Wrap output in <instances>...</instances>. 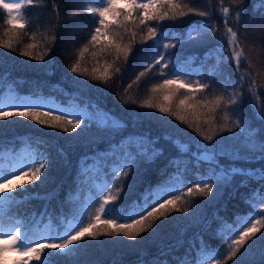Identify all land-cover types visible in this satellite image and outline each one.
I'll use <instances>...</instances> for the list:
<instances>
[{
  "label": "trees",
  "instance_id": "16d2710c",
  "mask_svg": "<svg viewBox=\"0 0 264 264\" xmlns=\"http://www.w3.org/2000/svg\"><path fill=\"white\" fill-rule=\"evenodd\" d=\"M184 2L202 9L209 8L208 0ZM256 2L257 0H246V11L239 26L234 22L231 24L234 30H238L241 45L251 62L254 76L257 72L264 71V8L257 10ZM53 3L59 7L58 27L54 26L56 13L52 10ZM223 3L224 6H230V0H223ZM85 6L84 0H40L39 7L28 10L29 35L35 32L37 40L41 39V33L51 35L55 32L57 35L50 59L39 62L0 49V99L8 89H13L31 98L51 99L64 106L72 104L92 113L98 109L110 112L126 124V127L118 131H108L93 123L90 128L76 136L74 133L42 127L24 118L13 117L10 122L0 121V152L20 148L28 150L30 146L37 152L48 154L51 160L45 170L47 177H42L44 182L36 181L35 187L31 184L25 185L27 193H20V189H17L16 202L5 217L6 220L13 219L27 224L33 234L35 228L46 219L60 228L72 220L76 212L91 211L90 204L97 207L98 204L93 202L98 200L105 185L113 188L114 173L119 174L116 169L129 172L128 177L122 178L115 186L122 189L120 199L116 203L129 212L143 202L150 189L178 179L180 183L177 187L184 191L200 176H206L211 171L208 164L196 159L197 141L200 138L195 132L155 109L137 106L154 95L151 88L161 80L158 76L159 66L146 72L139 81H136V77L148 64L153 63L154 57L164 51V43H174L178 38L182 40V34L186 33L189 27H195L202 22L215 25L219 40L213 38L206 43H183L175 49H169L170 55L167 58L172 62L179 60L178 68L194 73L200 70L203 64V77L193 74L185 78L193 81L201 79L207 83V75L216 66L217 60L213 57L204 63V54L210 48L219 47L223 49L220 65L226 67L231 81L236 80L234 67L227 63L229 46L222 36L224 24L218 11L220 5L217 0H211L212 15L208 18L190 16L183 21H166V25L173 26L165 27L164 35L160 36V47L152 46L153 42L150 40L145 43L141 35L146 33V29H137L133 52L126 63L123 60L119 62L121 72L115 74L107 85L76 76L70 72V65L77 58L78 49L87 43L95 27L93 19L82 12ZM234 11L233 9V21ZM4 19L0 13V38H3ZM127 39L125 37V42ZM30 42L28 36H23L21 44L17 47L22 49ZM141 49L147 51L142 53ZM40 51H43V48ZM104 59L111 62L112 58ZM103 62L104 60H101V63ZM94 65V58L87 53L82 66L90 70ZM245 66L242 63L241 71ZM224 81L223 74L217 76L208 95L221 93ZM231 81L229 91H232ZM130 84L132 86L129 88ZM182 97L183 93L179 94L176 103ZM248 99L245 88V102L240 107L243 113L251 118L253 113ZM132 100H135L136 104H133ZM153 102H162L161 96L155 94ZM259 123L252 120L253 126ZM169 136L180 143H187L189 151L179 152L171 140L166 138ZM224 136L227 137L226 145L237 143L232 139L233 133H225ZM142 137L154 141V147L161 149L162 155L151 163L138 158L135 168L122 169L125 153L135 154L139 150L138 142ZM60 149L63 150L62 153ZM2 159L3 157H0V161ZM220 163H236L245 169L264 168L262 160L245 162L222 158ZM241 181H245L247 186L242 187ZM260 187L261 182L258 179L236 175L220 193L214 189L208 197L191 198L193 207L189 212L173 211L166 219L158 220L159 227L154 226V231L142 234L138 241H128L122 236L100 237L98 241L89 240L68 258L67 264H138L139 261H143V264H195L193 257L201 260L202 264L197 246L206 242L215 248L221 243H226L225 237L230 233H223L224 225L231 224L238 215L251 211L250 205L245 203V198ZM261 192L264 193V189H261ZM116 215L119 216V213ZM16 257L14 254L7 255L10 260ZM245 260L247 264H264L259 243Z\"/></svg>",
  "mask_w": 264,
  "mask_h": 264
},
{
  "label": "snow or ice",
  "instance_id": "6c2138e0",
  "mask_svg": "<svg viewBox=\"0 0 264 264\" xmlns=\"http://www.w3.org/2000/svg\"><path fill=\"white\" fill-rule=\"evenodd\" d=\"M84 2L86 6L82 12L93 19L95 27L87 43L78 49L77 58L70 65V72L105 85L115 74L121 72L119 62L128 61L136 43L137 29H146V33L141 35L145 43L150 40L153 42L152 46L160 47L159 40L160 36L164 35L165 27L173 26L166 25V21L178 22L190 16L208 18L212 15L211 0H208L209 8L203 9L185 3L184 0H84ZM217 3L220 5L218 11L224 24L222 36L229 46L227 63L236 71L235 81H231L226 67L220 65L222 48L213 47L204 54V63L213 57L217 60L216 66L207 75L209 81L207 83L202 82L201 79L193 81L185 78L193 74L203 77V64L201 69L194 73L178 68L179 60L172 62L167 58L170 55L169 49H175L183 43H206L213 38L219 40L217 27L207 22L189 27L187 32L182 34V40L178 38L174 43H164L162 45L164 51L154 57L153 63L148 64L147 68L136 77V81H139L146 72L159 66L158 76L161 80L151 88L154 95L137 106L155 109L195 132L200 138L197 141L196 159L208 164L211 171L206 176H200L184 191L177 187L180 183L178 179L158 185L157 188L150 189L143 202L129 212L116 203L120 199L122 189L115 187L122 178L128 177L129 172L116 169L119 174L114 173L115 191L105 185L100 191L98 200L93 202L98 204L97 207L90 204L91 211L76 212L62 233L37 239L34 238L27 224L5 219L16 202L17 189H20V193H27L28 189L25 185L31 184L35 187L36 181L43 183L42 177H47L45 170L51 163L49 155L37 152L29 146L28 151L23 154L19 156L14 154L7 166L0 165V264H6L9 251L17 254L12 264H67L68 258L78 252L89 240L98 241L100 237L122 236L128 241H138L142 234L150 230L154 231V226L159 227L158 220L166 219L173 211L189 212L193 207L190 203L191 198L208 197L214 189L220 193L236 175L258 179L261 187L245 198V203L250 205L251 211L238 215L231 224L224 225L223 233H230L225 237L226 243H221L215 248L206 242L197 246L202 264H247L245 257L254 250L257 243L261 245V258L264 260V193L261 192V189H264V168L245 169L237 167L234 163L231 165L220 163L222 158L245 162L264 161V91H262L264 71L253 75L252 65L241 45L238 30H234L231 26L233 22L239 26L246 11V0H230V6H224L223 0H217ZM39 6L40 0H0V13L5 17L0 49L39 62L51 58L52 48L57 41L55 32L51 35L46 32L41 33L40 40H37L35 32L30 35L28 32L30 24L28 10ZM256 7L257 10L264 8V0H257ZM52 10L56 13L54 26L58 27V5L53 3ZM23 36H28L31 42L18 49L17 46L21 44ZM125 37L128 38L127 42ZM41 48L43 51H40ZM140 51L143 53L147 50ZM87 53H90L95 60V65L90 70L82 66ZM106 57H111V62L104 59ZM101 60L104 62L101 63ZM242 63L246 65L243 71H241ZM221 74L225 77L223 91L209 96L208 92L213 88L215 78ZM230 81L232 91L228 90ZM131 86L130 84L129 88ZM245 88L249 97L248 103L252 108L251 118L243 113L240 107L245 102ZM181 93L183 97L176 103ZM155 94L161 96L162 102H153ZM2 97L0 121L10 122V118L13 117L24 118L42 127L63 133H74L76 136L90 128L93 123L108 131H118L126 127L125 122L119 117L99 109L94 113L78 109H62L36 103L30 98L11 92ZM132 103L136 104V101L132 100ZM252 120L260 123L253 126ZM225 133H233L232 139L237 143L226 145ZM166 138L171 140L179 152L189 151L187 143H180L170 136ZM154 144V141L142 137L138 142L139 150L135 154L125 153L121 168H135L138 158L149 163L153 162L162 155V150L154 147ZM60 152L62 153L63 150L60 149ZM241 186H247L245 181H241ZM117 213L119 216L116 215ZM121 220L124 222H120ZM193 260L195 264H201V260L195 257ZM138 264H143V261H139Z\"/></svg>",
  "mask_w": 264,
  "mask_h": 264
},
{
  "label": "rangeland",
  "instance_id": "374dc122",
  "mask_svg": "<svg viewBox=\"0 0 264 264\" xmlns=\"http://www.w3.org/2000/svg\"><path fill=\"white\" fill-rule=\"evenodd\" d=\"M9 92L14 93V94H18V95L21 96V97L30 98V97L27 96V95H21V94H19L17 91H15V90H13V89H8L3 95H7V94H9ZM2 99H3V97L1 98L0 101H2ZM30 99H31L33 102H36V103L53 105V106H56V107H59V108H62V109H78V110H82V111H87V112H89V111L86 110L85 108L78 107V106H76V105H72V104H70L69 106H64V105H62L60 102L55 101V100H51V99H43V98H30ZM24 152H25V151H24ZM24 152H20L19 155L23 154ZM16 156H18V155H16ZM231 164H233V163H230L229 165H231ZM234 164H235L236 166L238 165V164H236V163H234ZM237 167H240V166H237ZM73 223H75V221H73ZM48 224H49V223H48ZM67 224H68V223H67ZM67 224L65 225V227H64L62 230H60V233L63 232V230L66 228ZM50 227H51V226H50ZM50 227L47 225V226H45V228H44L45 231H44V229L40 230V235H39L38 239L41 238V237H45V236H48V235H55L56 233H58V232H57V229L55 230V231H56L55 233H52V231L50 230ZM9 252H11V251H9ZM11 261H13V260H10V259L7 258L6 264H12Z\"/></svg>",
  "mask_w": 264,
  "mask_h": 264
}]
</instances>
